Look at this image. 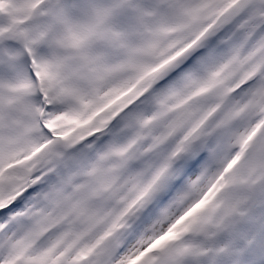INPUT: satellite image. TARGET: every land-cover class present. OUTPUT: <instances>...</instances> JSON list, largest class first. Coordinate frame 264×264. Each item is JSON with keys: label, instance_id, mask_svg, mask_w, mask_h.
I'll use <instances>...</instances> for the list:
<instances>
[{"label": "snow or ice", "instance_id": "snow-or-ice-1", "mask_svg": "<svg viewBox=\"0 0 264 264\" xmlns=\"http://www.w3.org/2000/svg\"><path fill=\"white\" fill-rule=\"evenodd\" d=\"M0 264H264V0H0Z\"/></svg>", "mask_w": 264, "mask_h": 264}]
</instances>
